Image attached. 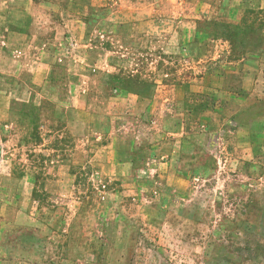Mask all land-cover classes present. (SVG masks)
<instances>
[{
	"label": "rangeland",
	"instance_id": "1",
	"mask_svg": "<svg viewBox=\"0 0 264 264\" xmlns=\"http://www.w3.org/2000/svg\"><path fill=\"white\" fill-rule=\"evenodd\" d=\"M141 1L145 16H158L153 28H148L149 38L119 36L114 46L108 44L119 53V61L113 62L121 66L128 49H133L134 63L147 67L142 72L145 79L140 82L132 78L133 72L122 69L111 79L107 95L117 98L119 79L127 91L157 98L147 105L150 112L143 119L149 127H143L142 136L132 128L129 133L101 136L97 144L96 136L73 132L76 109L69 107L62 115L66 107L59 104L63 110L55 115L64 119L58 127L67 126L73 133L61 140L56 136L57 144L68 151L69 159H75V165L69 174L68 168L56 169L61 175L54 180L62 182H53L46 190L45 183L37 184L36 189V197H47L41 196L47 208L44 222L52 231V264H264V0ZM156 2L158 13H150V5ZM189 48L196 68L188 65ZM151 49L158 52L156 56ZM157 60L160 70H151L150 64L157 65ZM221 66L229 69L225 72L228 87L221 95L201 93L206 89L205 72L213 67L220 71ZM57 73L56 92L47 87L46 96L81 98L72 95L76 88L65 75L69 72ZM4 74L11 72H0V98H40L43 88L32 86L30 74L25 72V83L18 89ZM164 75L169 77L160 83ZM179 76L186 83L197 79L198 92L189 99L193 105L185 108L194 107L195 118L184 117L186 134L179 148L185 150L188 142L192 151L179 153L174 169L186 178L176 182L172 177L164 179L159 165L148 168L147 159L154 146L173 148L174 136L155 135L157 124L152 123L165 122L167 114L174 116ZM43 107L52 111L51 105ZM221 107L219 117L207 115ZM15 110V124H40L37 107ZM119 111V118L127 117L128 103ZM170 120L166 122L172 133L174 121ZM12 124L0 113V132ZM9 137L0 133V138ZM93 145H99V157L91 152ZM137 147L142 151L133 152ZM93 156L96 161L91 160ZM15 168L18 174L20 168ZM41 236L23 232L12 238L37 240L41 255L49 248L48 238Z\"/></svg>",
	"mask_w": 264,
	"mask_h": 264
},
{
	"label": "crops",
	"instance_id": "2",
	"mask_svg": "<svg viewBox=\"0 0 264 264\" xmlns=\"http://www.w3.org/2000/svg\"><path fill=\"white\" fill-rule=\"evenodd\" d=\"M157 3L150 5V13H158ZM176 4L180 7L178 1ZM143 7L144 3L141 0H0V72H11L10 76L4 74L2 77L8 79L9 84L18 89L25 83V72H27L32 77H30L32 86L43 88L39 93L40 98L26 100L0 98L2 99L0 103H4L0 106V113L7 118V122L11 120L15 124L13 122L17 113L15 109L25 105L37 107L40 119V124L32 125V122L28 126L15 124L13 127H4L0 132L10 136L9 140L0 138V264H52L53 262L52 231L44 222L43 216L47 208L41 198L43 195L36 197L37 184L45 183L46 190L51 183L62 182L54 180V177L61 175L56 169L68 168L69 174L70 167L75 165V159L74 161L69 159L71 156L68 155V151L63 147L59 148L56 136L61 140L73 132L77 135H92L96 136L98 144L101 136L104 135L125 134L134 128L138 130L139 136H142L143 127L148 129L149 125L143 120L150 112L147 105L157 101V98H145L127 91L120 83L122 80L119 79L116 80L117 98H109L107 95V86L111 79L114 80L122 69L133 72L132 78L138 77L140 82L145 79L142 72L147 67L143 63H134L135 59L131 56H135L136 53L133 49H128L126 52L128 58L124 63L121 62L123 64L121 66L113 62L119 61V53L109 48L108 44L110 42L114 46L113 41L119 36H124L126 40L128 37L134 40L138 36L149 38L148 28H153L158 16L155 14L145 16ZM121 8L126 11L122 13ZM158 24L155 25L156 32L160 29ZM178 50L180 52V49ZM153 51L155 50H150ZM157 53V51L153 52L152 56H156ZM193 53V49L189 48L187 55L191 59L188 65H195L196 68L197 64L191 57ZM76 55L80 56L79 60L75 59ZM103 56L108 60L103 61ZM158 60L157 65L154 62L149 63L151 70H160L161 64ZM215 69L216 67H213L210 72L206 71L204 74L202 83H205L206 89L201 93L205 95L210 93L221 95L222 89L228 87V76L225 72H229V69L227 70L226 66H221L220 71ZM64 70L69 72L65 75L76 88L75 92L72 91V95L80 94L81 98L46 96L47 87L50 91L56 92V82L60 80L57 72ZM231 72L238 73L236 70ZM241 75L243 77V74ZM167 77L169 75H164L160 83H164ZM181 81L182 78L179 76L177 87H174L178 95L175 99L177 105L172 112L174 116L170 117L167 114L164 116L165 122L160 123L157 120L152 123L157 124V132L154 130L155 133L152 131L151 134L174 136L173 148L165 144L154 146L148 151L147 159L148 168L153 169L159 165L164 169V179L172 177V181L176 182L186 178L185 174L174 169L177 166L176 160L181 153H185V150L188 154L192 151L188 142L183 148L185 150L179 148L186 134L184 117L195 118L194 107L190 109L189 106L188 111L185 108L186 104L193 105L194 101L189 99L193 98V93L198 92L197 79H190L187 83L184 81L180 83ZM80 88L83 90L78 92ZM210 90L212 92H209ZM43 91L45 93H42ZM225 95H228L227 90ZM124 103H128V116L119 118L121 112L119 109ZM59 104H64L65 110ZM50 105L52 111L43 107ZM69 107L76 109L74 123L77 126L73 128L75 129L73 132L67 126L59 128L58 125L63 123L60 119L64 117L58 118L55 115L61 109L64 115ZM168 111L171 112L169 107ZM222 112L223 107L216 111H207V115L216 118ZM133 115L138 118H132ZM170 119L174 121L172 133L166 122V120L171 121ZM146 132L144 134H149ZM62 145L60 143V147ZM100 151L99 145H93L92 153H98L97 157H99ZM141 151L138 147L133 148V152ZM97 157L93 156L91 160L96 161ZM16 165L20 168L18 174H16ZM131 166V163H128V169L131 170ZM73 177L72 174L71 179ZM43 198L46 199V195ZM23 232H33L40 237L44 235V238H48L49 248L45 247L40 255L37 240L12 238L15 234Z\"/></svg>",
	"mask_w": 264,
	"mask_h": 264
},
{
	"label": "trees",
	"instance_id": "3",
	"mask_svg": "<svg viewBox=\"0 0 264 264\" xmlns=\"http://www.w3.org/2000/svg\"><path fill=\"white\" fill-rule=\"evenodd\" d=\"M144 84H142L141 86H143ZM133 93V92H132ZM135 94H137V93H135ZM137 95H139V94H137ZM139 96H141L142 97V95H139ZM15 115V114H14Z\"/></svg>",
	"mask_w": 264,
	"mask_h": 264
}]
</instances>
